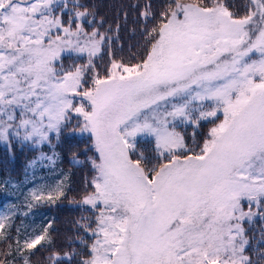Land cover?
I'll return each mask as SVG.
<instances>
[{"label": "snow or ice", "instance_id": "1", "mask_svg": "<svg viewBox=\"0 0 264 264\" xmlns=\"http://www.w3.org/2000/svg\"><path fill=\"white\" fill-rule=\"evenodd\" d=\"M0 146V264H264V0H0Z\"/></svg>", "mask_w": 264, "mask_h": 264}, {"label": "trees", "instance_id": "2", "mask_svg": "<svg viewBox=\"0 0 264 264\" xmlns=\"http://www.w3.org/2000/svg\"><path fill=\"white\" fill-rule=\"evenodd\" d=\"M105 2H115V0H105ZM68 143L65 142L57 151L61 153V160L59 161V168L64 172L71 171L73 175L71 176L73 189L78 190L80 187V180L82 178L83 172L71 164L70 153L68 152ZM45 151H48L46 148ZM35 156V153L27 148L20 150L17 149L15 157L9 156L8 152L3 146H0V183L5 181L9 182V187L7 189L0 188V210L7 207L9 203H17L15 197L10 195L11 192L15 191L13 186H19L24 182L28 174L26 175L25 169L28 161H30ZM75 195V192H70L69 196ZM10 196H13L10 198ZM3 202L5 206L3 207ZM3 207V208H2ZM39 215V226L41 223H46L48 219H54V227H57L63 232V230L68 226V222L77 216L78 210L73 206L68 204V201H63V203L58 204V206L53 208H42L37 213ZM28 219H25L24 223ZM17 223H20L18 220Z\"/></svg>", "mask_w": 264, "mask_h": 264}, {"label": "rangeland", "instance_id": "3", "mask_svg": "<svg viewBox=\"0 0 264 264\" xmlns=\"http://www.w3.org/2000/svg\"><path fill=\"white\" fill-rule=\"evenodd\" d=\"M36 175L38 177H43V182H48V183H53L55 181V179H57V176L54 174H51L48 172V170L46 169H41V168H37L36 169ZM31 178V170L28 174V176L26 177V179L24 180V182L22 184H20L18 187L21 189L22 192H24L25 194L27 193L28 189L33 187V183H30L29 180ZM40 182V181H38ZM13 196H10V198H12ZM15 197V201H17L16 196ZM20 199H23V196H20ZM18 202V201H17ZM5 206V203L3 202V207ZM2 207V208H3ZM39 215L36 214L35 218H34V222L32 218H28L27 222L25 223L26 225H33V223H35V225H38L39 222Z\"/></svg>", "mask_w": 264, "mask_h": 264}]
</instances>
